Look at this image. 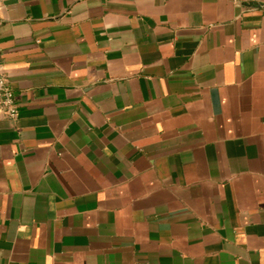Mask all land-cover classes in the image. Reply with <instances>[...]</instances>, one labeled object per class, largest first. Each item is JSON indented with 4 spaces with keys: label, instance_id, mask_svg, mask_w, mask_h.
Instances as JSON below:
<instances>
[{
    "label": "crops",
    "instance_id": "obj_1",
    "mask_svg": "<svg viewBox=\"0 0 264 264\" xmlns=\"http://www.w3.org/2000/svg\"><path fill=\"white\" fill-rule=\"evenodd\" d=\"M0 18V264H264V0Z\"/></svg>",
    "mask_w": 264,
    "mask_h": 264
},
{
    "label": "built area",
    "instance_id": "obj_2",
    "mask_svg": "<svg viewBox=\"0 0 264 264\" xmlns=\"http://www.w3.org/2000/svg\"><path fill=\"white\" fill-rule=\"evenodd\" d=\"M0 0V4H1ZM2 20L0 18V24ZM0 109L4 114L14 117L16 115V106L14 103L13 92L5 86V78L0 64Z\"/></svg>",
    "mask_w": 264,
    "mask_h": 264
},
{
    "label": "water",
    "instance_id": "obj_3",
    "mask_svg": "<svg viewBox=\"0 0 264 264\" xmlns=\"http://www.w3.org/2000/svg\"><path fill=\"white\" fill-rule=\"evenodd\" d=\"M247 5H250L249 3H247Z\"/></svg>",
    "mask_w": 264,
    "mask_h": 264
}]
</instances>
